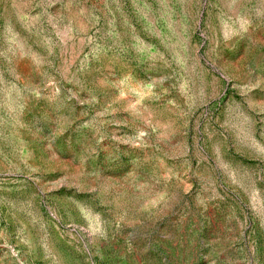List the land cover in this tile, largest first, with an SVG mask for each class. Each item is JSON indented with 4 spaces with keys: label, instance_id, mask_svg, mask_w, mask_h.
Segmentation results:
<instances>
[{
    "label": "rangeland",
    "instance_id": "obj_1",
    "mask_svg": "<svg viewBox=\"0 0 264 264\" xmlns=\"http://www.w3.org/2000/svg\"><path fill=\"white\" fill-rule=\"evenodd\" d=\"M0 264H264V0H0Z\"/></svg>",
    "mask_w": 264,
    "mask_h": 264
}]
</instances>
